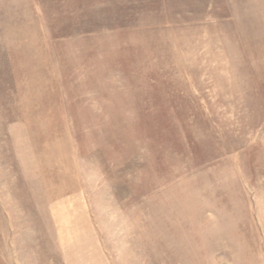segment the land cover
<instances>
[{"label": "rangeland", "instance_id": "1", "mask_svg": "<svg viewBox=\"0 0 264 264\" xmlns=\"http://www.w3.org/2000/svg\"><path fill=\"white\" fill-rule=\"evenodd\" d=\"M0 264H264V0H0Z\"/></svg>", "mask_w": 264, "mask_h": 264}]
</instances>
